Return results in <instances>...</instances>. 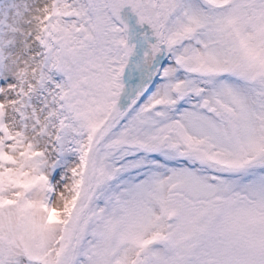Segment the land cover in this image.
Masks as SVG:
<instances>
[{"label": "snow or ice", "instance_id": "1", "mask_svg": "<svg viewBox=\"0 0 264 264\" xmlns=\"http://www.w3.org/2000/svg\"><path fill=\"white\" fill-rule=\"evenodd\" d=\"M0 264H264V0H0Z\"/></svg>", "mask_w": 264, "mask_h": 264}]
</instances>
